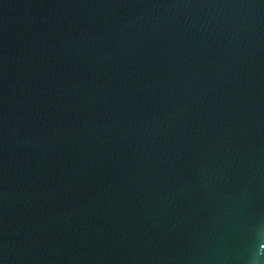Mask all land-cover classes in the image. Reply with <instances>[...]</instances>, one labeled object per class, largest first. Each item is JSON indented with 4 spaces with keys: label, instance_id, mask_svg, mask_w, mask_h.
I'll return each instance as SVG.
<instances>
[{
    "label": "water",
    "instance_id": "1",
    "mask_svg": "<svg viewBox=\"0 0 264 264\" xmlns=\"http://www.w3.org/2000/svg\"><path fill=\"white\" fill-rule=\"evenodd\" d=\"M0 264H264V0H0Z\"/></svg>",
    "mask_w": 264,
    "mask_h": 264
}]
</instances>
